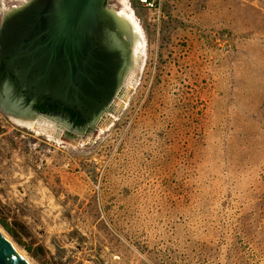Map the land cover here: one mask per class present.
I'll return each instance as SVG.
<instances>
[{
    "label": "rangeland",
    "instance_id": "374dc122",
    "mask_svg": "<svg viewBox=\"0 0 264 264\" xmlns=\"http://www.w3.org/2000/svg\"><path fill=\"white\" fill-rule=\"evenodd\" d=\"M129 1L146 56L109 127L0 115V229L31 264H264V0Z\"/></svg>",
    "mask_w": 264,
    "mask_h": 264
},
{
    "label": "flooded vegetation",
    "instance_id": "af4514ba",
    "mask_svg": "<svg viewBox=\"0 0 264 264\" xmlns=\"http://www.w3.org/2000/svg\"><path fill=\"white\" fill-rule=\"evenodd\" d=\"M0 1L2 8L4 0ZM107 4L108 0H89L82 12L67 15L63 0H22L3 11L0 115H8L1 103L5 98L32 118L46 116L55 125L62 122L50 116L65 120L69 127H54L66 138L75 128L82 132L92 128L121 94L135 63L131 62L122 81L120 65L128 59L129 41L115 28ZM61 210L66 217L68 212Z\"/></svg>",
    "mask_w": 264,
    "mask_h": 264
},
{
    "label": "water",
    "instance_id": "95a60500",
    "mask_svg": "<svg viewBox=\"0 0 264 264\" xmlns=\"http://www.w3.org/2000/svg\"><path fill=\"white\" fill-rule=\"evenodd\" d=\"M32 1L34 0H30V2ZM63 1H64V12L67 15H70V14H77V13L82 12L84 6L89 0H63ZM11 6L12 5L2 6V13L4 10H8L9 8H11ZM106 12H108V14H111L112 19L115 22V28L118 31H120V33L123 34L126 37V39L129 41V47H130L129 51L130 52L128 53V59L123 60L120 65V71H122L123 69L122 76L124 77L129 65L133 61L139 34H138L137 29L133 25V23L124 13L115 12L114 9L110 7L109 5H107L106 7ZM3 91L6 92L7 89L5 88ZM121 91H122V88H120L118 93H121ZM1 103H2V106L5 108V110L7 111V114L9 117L15 120H18V121H22V122H33L35 117L32 118L31 115H29V113L24 110H17L18 107L13 102L8 101L7 99L4 98L2 99ZM111 104L105 107L104 111L100 115V118L97 121H94L92 123L91 129L86 130V132H82V130H80L79 128H75L74 130L75 133L71 136V138H79V137L83 138L87 134H90V140H87V142L92 141L96 137V133L98 132L97 128L102 122V120L105 119L104 120L105 123L109 121L110 118H109L108 113L118 112L117 110L112 109ZM50 117L70 126V124L67 123L65 120H60L59 118H56L53 116H50ZM2 223L4 224L5 228H7L3 221ZM0 264H28L15 251L12 245L8 242V240L1 233H0Z\"/></svg>",
    "mask_w": 264,
    "mask_h": 264
},
{
    "label": "bare ground",
    "instance_id": "6f19581e",
    "mask_svg": "<svg viewBox=\"0 0 264 264\" xmlns=\"http://www.w3.org/2000/svg\"><path fill=\"white\" fill-rule=\"evenodd\" d=\"M121 3V7L119 9V11H117L118 13L122 12L124 13L129 19L130 21L133 23V25L135 26V28L138 31V42H137V46H136V50H135V54H134V58L133 61L135 62L130 69H129V75L126 77V79L131 76L133 79L130 80H126L125 76L126 73L122 79V81L125 79V83H123V91L121 92V94H119L113 101L112 103V109L113 110H117L119 111L120 109H122L126 104H127V100L129 99V95L132 92V90L135 88L138 77L140 75V71L141 68L143 67L144 64V58H145V44H146V39L144 37V31L141 27L140 21L138 20V18L136 17V14L134 12V9L132 8L130 1L129 0H118ZM115 11V9H114ZM116 12V11H115ZM133 68V69H132ZM128 70V69H127ZM117 113H113V112H109V121L107 123L104 122L105 119L102 120V125L100 126V128H106L109 127L113 121L116 119ZM48 117V116H47ZM11 118V117H10ZM41 118V117H38ZM44 118H46V116H44ZM37 119V117H36ZM53 119V118H52ZM13 122L19 124V125H23L24 127L30 129V130H34L37 134H43L46 136V138L48 140H52L55 141L57 143H63L66 142V144L69 145H81L82 143H87V140H90V134L86 137H79V138H66V136L63 135V133H58L56 125L59 124V122L55 125H48L46 123H38L37 121L33 120V122H22V121H18L13 119ZM54 120V119H53ZM56 123V122H55ZM61 123L58 126L62 127L64 126V128L68 125ZM58 128V127H57ZM99 128V129H100ZM60 129V128H59ZM100 129V130H102ZM98 130V128H97ZM61 132V131H60ZM99 132V130H98ZM0 233L8 240V242L12 245V247L15 249V251L28 263L31 264V262L26 258V256L24 255V253L22 251H20L19 249H17L13 243L9 240V238L4 234L3 230L0 229Z\"/></svg>",
    "mask_w": 264,
    "mask_h": 264
},
{
    "label": "built area",
    "instance_id": "2783aa9c",
    "mask_svg": "<svg viewBox=\"0 0 264 264\" xmlns=\"http://www.w3.org/2000/svg\"><path fill=\"white\" fill-rule=\"evenodd\" d=\"M140 5L145 6L147 9L149 10H154L156 12L159 11V8L161 6L162 0H138ZM21 134H17V132L15 134L12 135L13 140H15L16 142L21 141V137H23V133L20 132ZM25 138V136H24ZM27 140V138H26ZM29 144V142L27 141V145ZM27 145H24V147H26Z\"/></svg>",
    "mask_w": 264,
    "mask_h": 264
}]
</instances>
